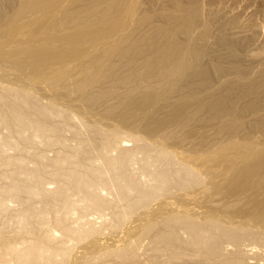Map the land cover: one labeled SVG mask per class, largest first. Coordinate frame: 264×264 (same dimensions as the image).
<instances>
[{
  "label": "bare ground",
  "instance_id": "bare-ground-1",
  "mask_svg": "<svg viewBox=\"0 0 264 264\" xmlns=\"http://www.w3.org/2000/svg\"><path fill=\"white\" fill-rule=\"evenodd\" d=\"M177 7L162 21L135 18L129 0H31L15 45L0 32V63L22 54L29 78L0 83V264H264L263 148L240 157L236 140L181 136L226 108L204 91L214 78L199 46L183 47L199 13ZM198 139L193 155L224 149L241 167L187 159ZM219 191L222 208L209 204Z\"/></svg>",
  "mask_w": 264,
  "mask_h": 264
},
{
  "label": "rangeland",
  "instance_id": "rangeland-1",
  "mask_svg": "<svg viewBox=\"0 0 264 264\" xmlns=\"http://www.w3.org/2000/svg\"><path fill=\"white\" fill-rule=\"evenodd\" d=\"M29 1L31 0H0V32H12L14 27L25 24L21 16L20 23H15L13 20L17 19L21 14L20 6ZM129 2L133 5L132 10L135 11V14L133 13L135 18H139L150 11L151 13L149 14L155 16L157 20H167L169 16L179 14V8L177 7L179 2L189 8L191 13H199L198 23L193 28L189 40L183 39L184 45H182L185 50L191 49L192 45L199 46L200 62L209 65L211 74L208 75L214 78L213 86L204 91L207 94H214L220 104H223V107L226 108V114L217 116L216 111L201 114L197 117V120L183 130L181 136L185 137L187 131L189 133L193 131L197 134H212L216 136L219 147L224 144H230V140H236L235 143L238 145L240 157L246 153L251 154L255 146L263 148L264 153V0H129ZM137 5L139 6L135 10ZM196 7H198L197 10ZM63 8L61 6L60 9ZM56 13L55 7H51L49 14L54 16ZM130 13L132 14V12ZM60 14L61 11L57 17ZM137 15L139 16L136 17ZM128 16L127 21L129 22L130 15L128 14ZM35 17H37V13L28 16L27 19L31 21ZM13 35L14 32L9 34L8 38H5L12 39L11 46L15 45L13 43ZM0 42L2 43L3 40L0 39ZM111 42L112 39H109V43ZM187 42L190 46L187 45ZM107 43L102 42L96 50H99L102 45ZM0 47H5L4 42L0 44ZM79 48H82L87 54H92L93 52L92 47H88L85 50L84 46L79 45H75L74 50L79 51ZM21 58H23L22 54L17 53L9 55L5 59L4 64L0 63V83L7 86L18 84L21 86V84L23 85L29 81V78L23 75V71L17 65L18 60ZM19 77L21 81L23 80L22 83L15 80L19 79ZM24 80L27 81L24 82ZM39 83L37 82L36 86ZM40 84L38 87L40 89L42 87V91H45L44 83ZM203 86L205 88L209 87L207 83L203 84ZM47 90L49 91V89ZM228 105L232 107L231 110L227 109ZM219 109L220 106H218V111ZM232 123L236 126V129H233L234 131L231 129ZM212 127L213 130L209 132L208 130H211ZM7 134L8 129L0 126V137H4ZM183 139L180 141H183ZM245 139H250L252 143L240 148ZM183 144L182 148H185L186 144L187 151L185 153L188 154H186L187 159L195 161L196 164L204 160L210 161L214 159L216 165L214 164L212 168H219L216 170L217 174L221 173L222 168H237V166L233 165L235 163L238 167H241L240 162L237 163L235 161L237 158H231L232 153L224 149L215 151L213 156H210L207 151L203 154L196 153V155H193V149L200 146V139ZM13 150L12 148L9 149L11 152ZM50 150L52 149H49L48 153L51 154L53 150ZM243 163L245 165V162ZM0 166H4L0 168L2 171L6 168L5 165ZM220 182L224 183L225 180H220ZM49 185L52 187L53 184L50 183ZM221 196V191L217 192L215 194L216 202L209 204L214 206L218 204L222 208L223 199ZM36 199L37 197L35 201ZM249 202L246 201L247 207L250 206ZM10 203L13 204H10L11 206H17V203ZM196 209L204 212L207 208L203 205L202 207L198 205ZM202 215L199 217H202ZM0 218L4 219V216L2 215ZM250 242L247 241V243ZM260 244L263 245L262 242ZM148 246L149 241H146L143 247ZM258 249L256 251H259ZM263 250L264 245L259 253L263 252ZM252 252H249V257L252 256ZM250 261L255 262V259H250ZM259 262L264 263L263 260Z\"/></svg>",
  "mask_w": 264,
  "mask_h": 264
}]
</instances>
